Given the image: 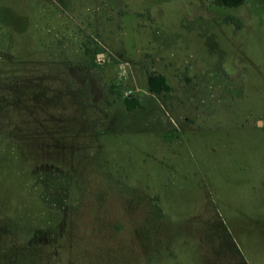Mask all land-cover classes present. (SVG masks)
<instances>
[{
    "label": "rangeland",
    "instance_id": "1",
    "mask_svg": "<svg viewBox=\"0 0 264 264\" xmlns=\"http://www.w3.org/2000/svg\"><path fill=\"white\" fill-rule=\"evenodd\" d=\"M0 264H264V0H0Z\"/></svg>",
    "mask_w": 264,
    "mask_h": 264
},
{
    "label": "trees",
    "instance_id": "2",
    "mask_svg": "<svg viewBox=\"0 0 264 264\" xmlns=\"http://www.w3.org/2000/svg\"><path fill=\"white\" fill-rule=\"evenodd\" d=\"M215 4L223 7H238L245 0H214ZM149 90L152 93L161 94L170 90V85L163 74H152L148 79ZM139 103L136 100H126L128 110L134 109Z\"/></svg>",
    "mask_w": 264,
    "mask_h": 264
}]
</instances>
